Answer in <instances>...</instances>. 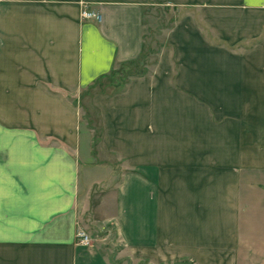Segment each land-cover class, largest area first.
Wrapping results in <instances>:
<instances>
[{
    "label": "crops",
    "instance_id": "obj_1",
    "mask_svg": "<svg viewBox=\"0 0 264 264\" xmlns=\"http://www.w3.org/2000/svg\"><path fill=\"white\" fill-rule=\"evenodd\" d=\"M150 3L0 0V264H264V69H226L224 47L263 38L260 0H152L185 10L178 65L96 96L100 135L84 117L144 56Z\"/></svg>",
    "mask_w": 264,
    "mask_h": 264
},
{
    "label": "rangeland",
    "instance_id": "obj_2",
    "mask_svg": "<svg viewBox=\"0 0 264 264\" xmlns=\"http://www.w3.org/2000/svg\"><path fill=\"white\" fill-rule=\"evenodd\" d=\"M150 2L151 3L147 6L144 18L146 26V50L144 56H142L140 61L126 66L123 65L119 67L117 71L112 72L110 76L108 75L100 79L94 86V89H92L87 94H84V97L82 99L84 117L90 124H93L94 128H96V135H100L101 131L99 126L100 113L94 106V103L96 102V96L105 98L109 94L121 92L129 77H138L149 74L151 70L158 68L162 64V57L164 55V52H166L167 54L169 53V51L167 50L174 49V59L173 62H166H171L175 65H178V62L175 60L177 59L176 50L174 46H170L168 33L174 27V25H176V22H179V20L183 17L185 10L178 12L176 8L163 5H155L154 3H152V0H150ZM205 34H208L207 37L211 42H218L216 40L213 41L215 38L213 39L212 35L207 31L205 32ZM263 42L264 36L262 39L251 40L248 41V43L240 42L236 45L224 44V47L227 50V60L225 62L226 69H264V49H262L264 48ZM256 48H259L260 50H257V52L251 51ZM169 54L168 57L170 58ZM259 112L262 113L260 117L264 116V111ZM254 128H257L258 130H264V127L260 125H258L257 127L253 126V129ZM259 133H262L263 135L264 131H259ZM262 142L263 140L260 142V144ZM252 160L257 164H264L263 151L259 150L258 155L253 154ZM262 181L264 180H259L260 183ZM82 226L87 233L94 231V222L88 214L83 213Z\"/></svg>",
    "mask_w": 264,
    "mask_h": 264
},
{
    "label": "built area",
    "instance_id": "obj_3",
    "mask_svg": "<svg viewBox=\"0 0 264 264\" xmlns=\"http://www.w3.org/2000/svg\"><path fill=\"white\" fill-rule=\"evenodd\" d=\"M82 18L85 20L95 19L101 20L99 12L95 10H91L87 4H83L82 6ZM77 243L84 246H91L93 239L89 233H87L84 229H79L76 234Z\"/></svg>",
    "mask_w": 264,
    "mask_h": 264
},
{
    "label": "snow or ice",
    "instance_id": "obj_4",
    "mask_svg": "<svg viewBox=\"0 0 264 264\" xmlns=\"http://www.w3.org/2000/svg\"><path fill=\"white\" fill-rule=\"evenodd\" d=\"M253 2H255V0H249V3H253ZM260 3H261L262 5H264V0H260Z\"/></svg>",
    "mask_w": 264,
    "mask_h": 264
}]
</instances>
